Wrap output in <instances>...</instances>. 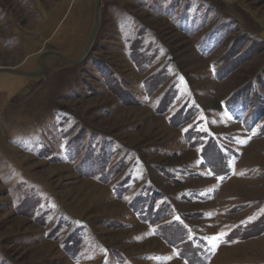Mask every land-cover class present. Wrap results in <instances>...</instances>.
<instances>
[{"label":"rangeland","instance_id":"1","mask_svg":"<svg viewBox=\"0 0 264 264\" xmlns=\"http://www.w3.org/2000/svg\"><path fill=\"white\" fill-rule=\"evenodd\" d=\"M95 23L0 0V68ZM0 264H264V0H101L0 73Z\"/></svg>","mask_w":264,"mask_h":264},{"label":"water","instance_id":"2","mask_svg":"<svg viewBox=\"0 0 264 264\" xmlns=\"http://www.w3.org/2000/svg\"><path fill=\"white\" fill-rule=\"evenodd\" d=\"M100 8H101V0H96V23H95V27L90 39V42L85 50L84 55L82 56V58H80L79 60H69L68 58H66L65 56H63L60 53L57 52H50L45 54L44 56H42L41 58V66L40 69L36 72H23L20 70H16L13 68H0V73H11L14 75H18V76H23V77H33V78H39L42 76L43 72H44V62L45 59L49 56H56L60 59H62L65 63L71 64V65H77L80 64L82 61H84L89 53V50L92 46V44L94 43L95 37L97 36L98 30H99V14H100Z\"/></svg>","mask_w":264,"mask_h":264}]
</instances>
